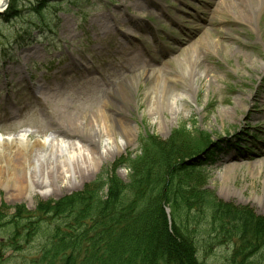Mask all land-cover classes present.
<instances>
[{
	"label": "rangeland",
	"instance_id": "374dc122",
	"mask_svg": "<svg viewBox=\"0 0 264 264\" xmlns=\"http://www.w3.org/2000/svg\"><path fill=\"white\" fill-rule=\"evenodd\" d=\"M210 1H9L0 15V137L28 130L31 139L44 133L49 141L59 136L77 142L55 129L67 114L87 122L104 106L138 128L128 146L121 142L120 152L104 144V152L110 150L111 156L91 165L85 178L63 180L56 173L48 188L38 185L29 195L4 182L0 264H40L41 234L35 233L28 244L19 239L17 246H9V217L23 209V213L51 209L84 190L104 197L110 181L127 185L128 167L138 165L133 157L149 141L170 155L166 169H172L176 179L181 176L187 189L174 209H186L185 202L196 195H211L222 208L216 217L209 212L198 216L197 243L207 240L198 255L203 264H231L241 227L264 226V11H256L252 23L243 26L231 7L219 11L222 0L209 7ZM214 41L229 44L233 52L225 48L214 52L218 46L213 48ZM194 46L201 64L193 69L198 81L196 77L189 83L187 104L180 103L179 111L169 116L173 122L143 119L148 83L133 85L124 101L117 98L115 92L125 81L141 79L145 71H164L169 64L170 72L177 73L176 59L194 58L195 49L188 51ZM208 70L214 83L200 84ZM117 99L119 104L114 105ZM223 111L228 116L220 117ZM164 209L172 225L173 207L166 204ZM188 217L178 214L179 221ZM259 249L247 264H264V242Z\"/></svg>",
	"mask_w": 264,
	"mask_h": 264
},
{
	"label": "trees",
	"instance_id": "16d2710c",
	"mask_svg": "<svg viewBox=\"0 0 264 264\" xmlns=\"http://www.w3.org/2000/svg\"><path fill=\"white\" fill-rule=\"evenodd\" d=\"M144 144L133 157L138 165L128 167L127 185L110 181L104 197L84 190L64 197L51 209L19 210L7 221L8 245L17 246L19 239L28 244L38 232L43 238L40 264H203L198 255L207 240L197 243L198 216L209 212L213 218L222 208L213 196L196 195L185 202L186 209H174L187 193L182 177L176 179L172 169H166L170 155L159 151V143ZM166 204L173 207L172 225ZM181 212L188 214V221H179ZM248 230L257 234L248 235ZM262 231L263 224L241 227L231 264H247L260 252Z\"/></svg>",
	"mask_w": 264,
	"mask_h": 264
},
{
	"label": "bare ground",
	"instance_id": "6f19581e",
	"mask_svg": "<svg viewBox=\"0 0 264 264\" xmlns=\"http://www.w3.org/2000/svg\"><path fill=\"white\" fill-rule=\"evenodd\" d=\"M218 6L221 12H223V8L228 10L231 7L232 15L236 17L237 23L247 26L252 23L256 11H264V0H222ZM4 7L5 0H0V9ZM215 45H218L217 49L213 50L216 53L220 51V48L221 50L223 48L229 51L233 50L229 44L223 45L220 44V41H214L213 48ZM192 49H195L194 58L182 60L183 57H178L176 59L179 63L177 73L170 72L169 64L164 71H145L141 79L125 81L115 92L117 98L124 101L123 96L128 95L127 97H129L133 85L148 83L147 90L143 93L147 109V114L143 115V119L151 117L161 122L162 118H166L173 122L170 117L179 111L180 103L187 104L184 94L189 93V83L195 81L197 77L193 69L201 67L197 61L199 50L194 46L188 51ZM210 72L211 70H208L205 78L200 76V84L203 80L209 84L214 83L212 78L215 77ZM196 80L198 81V77ZM141 98V94H137V104ZM118 99L114 105L119 104L120 100ZM165 108L166 111H164ZM103 109L87 122L77 121L75 117L67 114L62 124H59L55 129L65 137H75L79 142L71 143L70 139H63L59 136L49 141L48 136L44 133L42 136L31 139L32 132L30 133L28 130L1 136L0 186L4 182H9L6 184L7 187H14L17 191L29 195L30 192L36 190L38 185L48 188L49 180L54 179L51 177H55L56 173L61 174L63 180L70 181L88 176L91 165L111 156L110 150L104 152V144L106 147L115 146L116 150L120 152L121 142L128 146L133 140V135L135 136V129L138 128V125L133 127L134 123L126 116L119 119L117 112L109 111L107 106H104ZM219 115L226 117L228 112L223 111ZM87 132H89L88 135ZM46 148L50 150H45ZM57 148L59 153H57ZM67 150L71 152L70 157L67 156ZM14 155L20 156V158L16 160L13 158ZM55 157L57 159H54ZM70 159L73 161L71 162ZM44 161H46V165L41 166ZM48 172L52 174L49 175ZM32 178L36 179L32 180Z\"/></svg>",
	"mask_w": 264,
	"mask_h": 264
},
{
	"label": "water",
	"instance_id": "95a60500",
	"mask_svg": "<svg viewBox=\"0 0 264 264\" xmlns=\"http://www.w3.org/2000/svg\"><path fill=\"white\" fill-rule=\"evenodd\" d=\"M9 0H5V5L8 3ZM2 9H0V13H2Z\"/></svg>",
	"mask_w": 264,
	"mask_h": 264
}]
</instances>
